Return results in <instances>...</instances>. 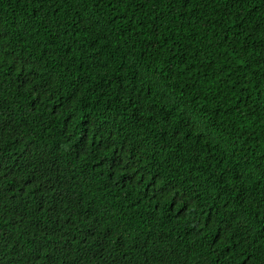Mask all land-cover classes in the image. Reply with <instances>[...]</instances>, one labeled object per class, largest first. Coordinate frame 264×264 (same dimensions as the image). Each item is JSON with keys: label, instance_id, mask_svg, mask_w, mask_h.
Returning a JSON list of instances; mask_svg holds the SVG:
<instances>
[{"label": "trees", "instance_id": "trees-1", "mask_svg": "<svg viewBox=\"0 0 264 264\" xmlns=\"http://www.w3.org/2000/svg\"><path fill=\"white\" fill-rule=\"evenodd\" d=\"M0 264H264V0H0Z\"/></svg>", "mask_w": 264, "mask_h": 264}]
</instances>
